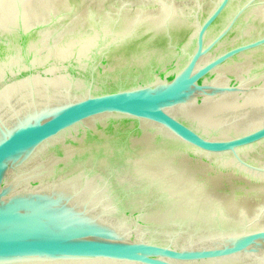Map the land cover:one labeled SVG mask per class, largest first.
<instances>
[{"label":"water","instance_id":"95a60500","mask_svg":"<svg viewBox=\"0 0 264 264\" xmlns=\"http://www.w3.org/2000/svg\"><path fill=\"white\" fill-rule=\"evenodd\" d=\"M0 264H264V0H0Z\"/></svg>","mask_w":264,"mask_h":264}]
</instances>
